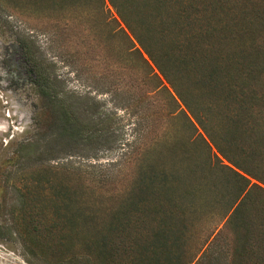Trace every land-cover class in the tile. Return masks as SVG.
<instances>
[{"label": "trees", "instance_id": "1", "mask_svg": "<svg viewBox=\"0 0 264 264\" xmlns=\"http://www.w3.org/2000/svg\"><path fill=\"white\" fill-rule=\"evenodd\" d=\"M55 5L98 18L104 40L132 56L153 87L134 97L130 140L105 100L64 93L41 67L35 87L49 152L96 158L129 145L135 187L150 198L139 220L147 233L138 234L165 248L169 264H194L200 253L197 264H264V0ZM111 98L125 105L129 96L114 90Z\"/></svg>", "mask_w": 264, "mask_h": 264}, {"label": "rangeland", "instance_id": "2", "mask_svg": "<svg viewBox=\"0 0 264 264\" xmlns=\"http://www.w3.org/2000/svg\"><path fill=\"white\" fill-rule=\"evenodd\" d=\"M55 2L0 0V264H169L165 248L138 234L147 233L139 220L150 198L135 187L129 145L96 158L45 145L41 67L64 93L105 100L127 139L139 114L134 97L153 87L132 56L104 40L98 18L87 22L83 9ZM114 90L129 96L125 105L112 100ZM97 232L107 245L77 237Z\"/></svg>", "mask_w": 264, "mask_h": 264}]
</instances>
